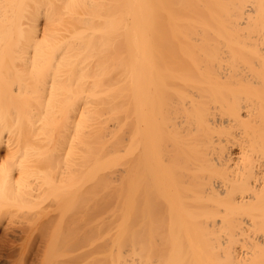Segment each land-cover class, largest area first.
<instances>
[{
  "label": "bare ground",
  "instance_id": "1",
  "mask_svg": "<svg viewBox=\"0 0 264 264\" xmlns=\"http://www.w3.org/2000/svg\"><path fill=\"white\" fill-rule=\"evenodd\" d=\"M40 139L83 264H264V0H0V209Z\"/></svg>",
  "mask_w": 264,
  "mask_h": 264
},
{
  "label": "rangeland",
  "instance_id": "2",
  "mask_svg": "<svg viewBox=\"0 0 264 264\" xmlns=\"http://www.w3.org/2000/svg\"><path fill=\"white\" fill-rule=\"evenodd\" d=\"M34 138L32 137V139H34ZM56 139H57V137H56ZM52 140H53V138H52ZM36 141H39V142H36ZM36 141L35 142L38 145H35L36 143H32L31 140H30V142L28 141L30 145H31V143H32V145H34L33 147L30 145H29L30 147L28 146L29 148H31L30 152L26 151L27 153L25 152L26 153L25 154L24 148H23L22 152L18 151V153L21 152V154L22 153H23V155L25 154L24 159L26 158L25 156L27 154L30 156V157L28 156L29 157L28 160L30 161V163L28 162V163H26V165L28 164V166H30L31 163L32 164L37 163V165H39V166L31 165V167H33V168L36 167V168L41 169L40 171H37L36 168L33 169V171H35V172L33 175L34 177L32 176L34 178V180L32 181V184H34V185L31 184V187H33V188L35 187V189H34L35 192L33 194L36 195L35 196L36 198L34 200V196L32 194L33 191L31 189L30 191H32V192H31V194H29V196L31 195L33 198L30 197L31 199H29V197L27 198V195H26V199L24 198V200L22 199L23 201H21L23 203L20 202V199H19V201L16 199L15 202L18 201L17 203H15L14 201L9 202V203L6 202L8 205L5 204L4 205L5 207H3L1 205L2 208L0 209V264H83L85 261L84 260L85 259V253L87 252L86 251L84 253L83 251L87 250V247L85 246V244L87 243V240L85 243V239H83L79 236V233L81 230L78 226L79 225L78 222L75 220H78V218H80V213H82L81 211L83 210L84 206H85L84 210H86L85 209L86 208V204H85L86 202L83 200H86L88 197L83 199V197H81L83 194L85 195V193H83L80 196L81 202L78 199V202L77 201L75 202L76 205L73 204V207H74L73 211L79 210L78 212L75 211L77 216L75 214L72 215V219H73V217L74 218L78 217L75 220L73 219V221L77 222V223H75L70 218V215H71V213H73V211L71 210V212H70V210H69L70 206L68 207L71 199L67 200V198H68V196H71V194H72L71 189H73V194H75V193H78V191H79V190L77 191L76 188L78 189L81 186H79V187H78V185L76 186L77 183L76 184H74V183L70 184L69 181L71 179H69L68 183H66L67 181L65 180V183L67 186L63 183V185L66 186L68 189L71 187L70 190H67V188L62 186V185L60 186L61 187L60 188L58 185L62 184V182L65 179L63 177V173H64V175L67 174L68 178H69V176L73 177V174H74V177L76 175V179L82 175V173L85 170L82 171L81 169H85L84 165L86 166V164L84 163L83 168H82V162L81 161L83 160V162H84L85 161L84 159H86V156H81V153L78 149L79 148L78 146H74L75 148H77V149L73 148L74 150H72L73 146L71 148L65 146V148H64L65 150H63V148L60 146V143H59V147H61L59 150V149H57L59 147H58V145H56L55 142L51 143V141H49L47 143V141L44 142L43 139H42V141H41V139L36 140ZM40 143H43V146H40L39 145ZM53 143H54V145L57 146L56 149L54 148L55 146L53 145ZM48 145H49V147H48ZM62 146L64 147V144ZM46 147L51 148V149L46 150L47 149ZM29 148H26V149L28 150ZM52 148H54V149H52ZM67 148L71 149V151H68V153H67ZM70 149H68V150H70ZM53 150H55V151H53ZM4 151L5 150H2L0 153L2 155H4L6 152V151L5 152ZM32 151H34L33 152L34 154L32 153ZM72 151H74V152L72 153ZM82 151H86L85 154L87 153V150H85L84 148L82 149ZM29 153H31V154H29ZM78 154H80V155H78ZM23 155H21V156H23ZM32 155H34L35 158ZM67 156H68V158H67ZM83 157H84V159H80ZM33 158H34V160H32ZM63 159H66V160H63ZM61 160H63V162ZM39 161H40V163H39ZM59 161H60V163L62 162V164L59 163L61 165L60 166L61 168H62V165L67 162L66 163L67 165L66 164L63 165L62 170L58 165ZM54 163H56V164H54ZM69 164L70 165L72 164V165L70 166ZM78 164L81 166H79ZM64 167H66L67 169ZM55 168H58L62 173L58 170V173L60 172L61 174L57 173L58 175L57 174L55 175V173L57 171V170L55 171ZM107 169L108 168H106V170ZM109 169L108 170L110 171V173L114 171L113 170L114 168L113 169L109 168ZM31 170H32V168H31ZM68 170H69V172H68ZM108 170L107 171L104 170V171L106 174L109 175ZM79 171H82V172H79ZM104 171L101 170V173H99L100 171L98 172L99 173V175H98L99 177H97V178H99L98 180H100V178H101L100 175L105 174V173H103ZM37 172L39 174H37ZM75 172H77L81 175L78 176L79 174H76ZM53 174H54V176H53ZM111 174L110 175L113 176L116 174V172L114 171ZM37 175H38V177H37ZM60 175H62V176H60ZM58 176H60V178ZM96 176L94 178H91V180L89 181L92 184V187H94V188L100 187L99 185L102 181V180H100V183H99L97 181V179L95 180ZM65 177L67 179L66 175H65ZM104 177H107V175ZM113 177H115V176H113ZM113 177H111V179H113ZM36 178L37 179L39 178V180L42 179V181H39V180L36 181L37 180ZM59 179L60 180L63 179V181H60ZM76 179L74 178V180H76ZM92 179H93L94 183L91 182ZM101 179L106 180L103 178V176ZM109 179L110 178L108 177L107 180H109ZM111 179H110V181H111ZM96 181L98 182V184L96 183ZM89 182H88V185L90 187L91 184H89ZM95 183L97 184L96 185L97 187H95V185H94ZM56 184L59 188L55 187ZM43 185H44V187H43ZM85 185L88 186L87 183L84 184L83 186L86 187ZM39 186L40 187L42 186V187L40 188ZM72 186H73V188H72ZM54 187H55V189H54ZM84 187H83V189H84ZM111 188H113V187L109 188V192H110ZM56 189H57V191H58V189H59V191L61 190L60 194L58 193V196L57 195L55 196V194L57 193L55 191ZM74 189L76 190V192ZM81 189H82V187L80 188V190ZM93 189L91 188V190H93ZM36 190H38L37 192H38V195H40V196H37ZM66 190H67L68 195H65ZM112 190L113 189H111V193L113 194ZM63 191H64V193H63ZM69 191H70V193H69ZM82 191L83 190H81V192ZM39 192L42 194V196H41V194H39ZM98 193L99 192H97L96 195H98ZM111 193H110V196H111ZM79 194H80V192H79ZM75 195H77V194H75ZM59 196L61 198L63 197L66 199V201H65V199L61 200V202L63 201V203H62L63 205L60 202H59L60 204L57 203V201H60L59 199H61ZM95 197H97V196H95ZM32 199H33V201H32ZM87 200H89V199H87ZM112 200H113V198H112ZM112 200H109V204ZM90 201H91V199H90ZM88 202L89 201H87V203ZM91 202H89L88 204L91 205L90 204ZM18 203H20V204H18ZM82 203L85 205L82 206L83 205ZM93 203L94 202H92V204ZM111 203L113 205V201ZM15 204H17V206L18 205L19 206L21 205V206L20 207L13 206ZM56 204H58V206H60L59 207L60 212H59V208L58 209L56 208V207H58ZM65 204L67 205V207ZM79 205H80V209H79ZM94 205H95V203H94ZM112 205H110L109 207L111 208ZM12 207H14V208H12ZM71 208H72V206H71ZM66 210H68V212H70V213L68 214V212ZM89 210H91V209H89ZM97 210H99V209H97ZM61 211L63 212L62 214H61ZM101 211H103V210H101ZM57 212L59 215L57 214ZM97 212L99 213L100 211H97ZM77 213H79V215ZM84 213H85V211H84ZM90 213H91V211H90ZM92 213H93V206H92ZM54 214H55V217H54ZM95 214H97V213H95ZM103 214L101 212L102 217H104L102 219L104 220L106 217H105V214L104 215ZM51 215H52V218H51ZM86 217L88 219V213L86 214ZM86 217H85V219H86ZM97 217H98V215H97ZM89 218H90V215H89ZM98 218H100V214H99ZM91 219H92V215H91ZM88 220L89 221H86V224H88V225H84L85 230H88V229H86V227L90 226V224H92L95 221V220L92 221L90 219H88ZM90 221H92V222H90ZM98 221H101V220L99 219ZM89 222H90V224H89ZM97 223H94V224L96 225ZM101 223H102V221H101ZM110 223H112V222H110ZM76 224H78V225H76ZM100 225H99V227H100ZM91 226H90V228L94 227V226H92V227ZM73 228H74V230H73ZM77 228L79 229L78 234H77V232H78ZM98 228H96V230H98ZM56 230H59V231L57 232ZM76 230H77V232H76ZM91 230H93V228ZM96 230L94 232H96ZM92 234H94L93 236H95V233H92ZM77 236H79V237L76 238ZM84 237H85V235H84ZM84 248H86V249L84 250Z\"/></svg>",
  "mask_w": 264,
  "mask_h": 264
}]
</instances>
